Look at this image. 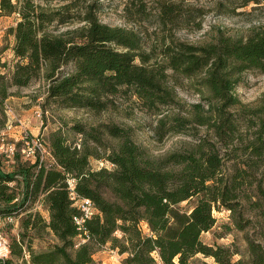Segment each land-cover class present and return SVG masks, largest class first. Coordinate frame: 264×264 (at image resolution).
<instances>
[{"label": "trees", "instance_id": "1", "mask_svg": "<svg viewBox=\"0 0 264 264\" xmlns=\"http://www.w3.org/2000/svg\"><path fill=\"white\" fill-rule=\"evenodd\" d=\"M42 1L0 0V14L18 15L9 29L14 61L0 72L2 114L10 96L37 81L46 86L45 108L99 113L110 105L109 96L125 90L157 115L158 139L185 133L195 142L152 157L130 127L78 122L50 131L48 159L16 155L15 169L4 172L0 154V213L22 220L19 237L10 240L12 255L23 259L27 251L33 264H98L94 255L109 244L126 255L125 264H212L205 257L219 264H264V92L255 105L237 93L245 72L264 74V31L236 37L218 30L208 41L190 42L177 32L203 29L207 7L129 0V21L158 23L153 40L144 31L102 22L93 9L82 17L84 25L57 33L50 28L64 21V12ZM237 1L244 6L252 0H210L219 13ZM170 76L178 84L187 80L200 99L179 97ZM78 133L80 146L70 137ZM94 158L112 167H93ZM82 198L96 210L80 226L76 203ZM37 203L47 217L35 211ZM222 209L231 219L220 227L243 231L245 251L236 242L203 240L218 223L214 211ZM255 221L262 237L247 230ZM44 230L57 242L36 251L32 241Z\"/></svg>", "mask_w": 264, "mask_h": 264}, {"label": "rangeland", "instance_id": "2", "mask_svg": "<svg viewBox=\"0 0 264 264\" xmlns=\"http://www.w3.org/2000/svg\"><path fill=\"white\" fill-rule=\"evenodd\" d=\"M196 5H203L207 7V14L203 18L204 28L201 30L189 31L187 29H179L177 35L184 40L194 42L208 41L212 35L218 30H224L227 34L232 36H248L254 29L264 31V0H252L247 5H239L237 3H229L230 10H218L215 3L210 0H188ZM44 5L56 11H63V20L57 24L56 27L51 26L54 32L66 31L75 27L84 25L83 21L85 13L89 9L96 11L99 19L102 22L119 26L123 25L128 28H135L136 30L144 31V36L148 40H153L154 32L158 29V23L155 19L149 22H131L128 20L126 5L129 0H49L42 1ZM17 14L6 15L0 14V72H7L9 66L14 61L12 45L14 44V37L9 32L11 26H14ZM5 51V52H4ZM4 52V53H3ZM7 61L8 66H3L2 62ZM172 74L173 71L169 70ZM169 85L176 88L179 97H182L186 102H196L200 99L197 94H194L189 87V82L181 79L180 84L176 80L169 77ZM243 83L237 88V93L241 99L251 105L259 102L264 92V74L258 70L247 71L242 77ZM184 82V83H183ZM189 88V89H188ZM46 86L43 82L37 81L31 86L22 87L18 95L10 96L4 105V114L0 112V135L5 136L9 142L22 143L26 145L31 143L34 139L47 143L50 131L58 127H65L72 123L82 122L88 128L107 125L113 123L120 127H130L133 129L132 136L135 142L145 148L153 157H163L168 153L174 151H182L195 141L190 135L170 134L164 139H158L155 130L157 123V115L148 112L143 106L140 99L135 95L127 94L124 91L109 96L111 103L108 108L99 113L90 111L87 108H71V107H56L48 105L44 107V93ZM66 124V125H65ZM77 143L81 139V134H70ZM112 143L115 141L112 140ZM19 145V146H20ZM22 161H31L20 157ZM48 159L49 155L45 154ZM14 160V159H13ZM12 159L2 156L3 169L6 172H11L16 165ZM93 167H100L106 165L112 167V164L98 159L92 160ZM108 198L112 197L110 193H106ZM187 202L184 201L183 206ZM2 205V204H0ZM36 209H40L44 217H47V212L40 204H36ZM254 213V211H251ZM214 214L218 217V223L203 234V240L208 244H224L230 245L236 242L241 249L245 251L246 243L243 242L242 237L244 232L237 230L222 229L220 224L228 223L230 218V211L226 209L215 210ZM19 222L14 225L5 227V233L10 240L14 237H19V232L22 227L21 217ZM224 230V231H223ZM247 230L256 238L262 237V228L258 226V222L250 224ZM223 231V232H222ZM57 242L56 236L49 230L42 231V235L35 237L32 241L33 248L36 251L45 250L50 244ZM201 254L199 255V257ZM126 255L120 254L118 249L110 247L109 244L101 246L94 255V260L98 264H125L124 258ZM237 257V256H236ZM12 264H33L30 260V255L26 251L23 259L16 256L11 257ZM212 264H219L213 258L205 257Z\"/></svg>", "mask_w": 264, "mask_h": 264}, {"label": "built area", "instance_id": "3", "mask_svg": "<svg viewBox=\"0 0 264 264\" xmlns=\"http://www.w3.org/2000/svg\"><path fill=\"white\" fill-rule=\"evenodd\" d=\"M77 144L80 146L79 142ZM19 145L17 142L7 141L5 136L1 135L0 154L9 159H14V162H16V155L31 160V162H34L37 157H40L41 160L46 159L45 154L51 156L48 146L39 139H34L26 145ZM76 204L82 210L81 217L77 219V223L81 226L85 217H90L95 213L96 207L87 198L80 199ZM20 217L16 214L7 213L2 215L0 213V264H7L8 259L12 257L11 242L9 236L5 233V227L17 224Z\"/></svg>", "mask_w": 264, "mask_h": 264}, {"label": "crops", "instance_id": "4", "mask_svg": "<svg viewBox=\"0 0 264 264\" xmlns=\"http://www.w3.org/2000/svg\"><path fill=\"white\" fill-rule=\"evenodd\" d=\"M14 24H15V23H14ZM4 52H5V51H4ZM4 52H3V53H4ZM14 169H15V166L13 167V170H14ZM13 170H12V171H13ZM3 171H4V169H3ZM4 172H5V171H4Z\"/></svg>", "mask_w": 264, "mask_h": 264}]
</instances>
